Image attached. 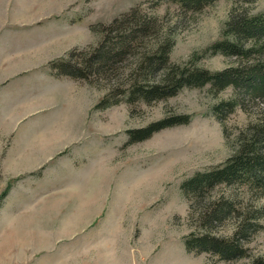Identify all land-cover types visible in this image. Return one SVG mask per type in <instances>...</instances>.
<instances>
[{"label": "rangeland", "instance_id": "rangeland-1", "mask_svg": "<svg viewBox=\"0 0 264 264\" xmlns=\"http://www.w3.org/2000/svg\"><path fill=\"white\" fill-rule=\"evenodd\" d=\"M155 2L0 0V195L9 187L0 197V264L264 260L261 189L233 184L211 193L239 209L211 226L216 235L230 236L245 213L255 214L241 242L245 255L223 260L186 251L183 237L203 229L189 215L179 187L195 171L216 166L235 151L241 132L264 115V99L237 96L231 86L215 92L207 84L150 103H129L123 96L97 109L107 93L128 87L133 55L120 74L95 80L54 75L49 67L52 59L91 50L100 38L94 29L139 4L147 17L159 20L158 36L172 38L170 62L221 70L235 65L236 57L207 47L220 38L230 11L264 12V0H217L193 13ZM232 99L235 108L219 119L213 106ZM176 114H188L189 122L128 143L126 130Z\"/></svg>", "mask_w": 264, "mask_h": 264}, {"label": "trees", "instance_id": "trees-1", "mask_svg": "<svg viewBox=\"0 0 264 264\" xmlns=\"http://www.w3.org/2000/svg\"><path fill=\"white\" fill-rule=\"evenodd\" d=\"M156 1V5L166 1L177 4L182 11L193 13L217 0ZM158 22L155 17H147L139 4L134 5L114 17L108 25L94 29L100 38L91 50L52 59L49 67L54 75L95 80L101 76L120 74L125 67L122 63L133 55L135 59L127 73L128 87L123 91L107 93L97 103V109L117 104L123 96L129 103H150L172 97L183 87H203L207 84L215 92L231 86L237 96L242 92L243 97L252 100L264 99V12L248 14L240 8L230 11L220 38L207 49L214 54L234 56L237 63L215 71L193 63L170 62L173 40L158 36ZM152 39L154 41L149 46L145 45ZM237 103L236 99L219 102L213 106L214 114L221 119V115L226 111L232 112ZM239 104L242 105L241 102ZM189 120L188 114H176L143 127L128 129V143L144 141L157 131L186 124ZM233 184L250 185L264 192V115L258 116L241 132L235 151L222 163L195 171L181 181L179 187L189 202V215L194 216L196 224L199 223L197 227L203 229L183 237L186 251L207 252L223 260H234L245 255L241 242L254 225L250 218L255 214L245 213L244 220L230 236H219L210 231L211 226L238 213L239 209L232 200L223 196L211 198V193L218 186ZM8 188L1 193V198L7 194ZM253 264H264V260H254Z\"/></svg>", "mask_w": 264, "mask_h": 264}]
</instances>
